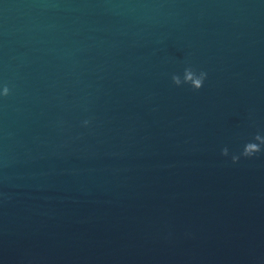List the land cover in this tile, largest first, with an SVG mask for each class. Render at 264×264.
<instances>
[{
    "label": "water",
    "instance_id": "water-1",
    "mask_svg": "<svg viewBox=\"0 0 264 264\" xmlns=\"http://www.w3.org/2000/svg\"><path fill=\"white\" fill-rule=\"evenodd\" d=\"M5 84L0 264H264V0H0Z\"/></svg>",
    "mask_w": 264,
    "mask_h": 264
},
{
    "label": "clouds",
    "instance_id": "clouds-1",
    "mask_svg": "<svg viewBox=\"0 0 264 264\" xmlns=\"http://www.w3.org/2000/svg\"><path fill=\"white\" fill-rule=\"evenodd\" d=\"M207 78V72L204 70H196L192 66L185 67L183 70V76L179 74H172V82L176 86H181L183 84H188L193 90H199L203 87L204 81ZM10 94V88L7 84L0 90V96L7 97ZM85 125L89 123L88 120L83 121ZM264 151V135L257 133L252 141L246 142L243 146V150L239 154H232L231 160L233 163L239 161L241 156L243 157H253L257 153ZM221 155L227 157L229 156V149L224 147L221 150Z\"/></svg>",
    "mask_w": 264,
    "mask_h": 264
}]
</instances>
